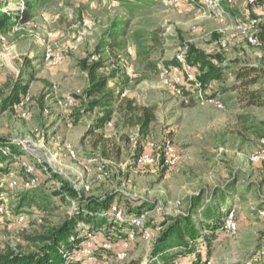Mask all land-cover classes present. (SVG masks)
Masks as SVG:
<instances>
[{
  "label": "rangeland",
  "instance_id": "1",
  "mask_svg": "<svg viewBox=\"0 0 264 264\" xmlns=\"http://www.w3.org/2000/svg\"><path fill=\"white\" fill-rule=\"evenodd\" d=\"M262 6L250 7L248 0H236L228 9V24L237 27L249 17L259 18L255 31L258 37H264ZM123 24H128L121 38L125 48L109 55L103 49L109 32ZM194 27L198 28L197 33ZM220 28L221 24L199 5L167 8L157 0H140L134 4L110 0H46L37 4L28 24L13 26L0 37V106L13 84L22 77L26 59L38 70L22 104L9 112H0V137L13 144L12 149L19 157L41 160L38 176L44 194L40 205L25 214L24 222H17L10 212L0 217V253L34 251L28 237L50 231L73 214L72 205L56 195V181L68 183L85 198L116 195L124 208L130 203H145L147 228L156 233L158 223L165 216L188 211L192 196L211 195L215 188H226L234 181L237 196L234 194L231 203L238 232L220 235L210 262L251 263L264 243L261 215L264 162L251 160L253 155L264 151L261 135L264 106L245 107L240 97L244 88L234 90V87L236 69L253 66L262 80L249 90L260 89L264 94V46L255 48L243 34L236 32L228 48L222 49ZM190 45L209 55L221 56L232 65L228 79L213 83L204 92V100L196 99L195 92L192 95L195 101L185 97L180 86L195 91L188 87L186 74L167 70L165 65L175 59L184 61ZM47 48L59 60L57 65L44 60ZM94 57L105 61V73L112 69L120 71L110 85L118 92H125L126 96L121 94L120 100H132L138 106L154 110L156 121L147 138L140 135L136 117L119 112L121 108L112 125L103 132L106 148L96 142L100 134L89 133L100 116L98 111L84 114L81 123L75 124L74 116L82 113L87 102L85 92L91 85L80 63L87 59L95 61ZM128 67L134 73H128ZM164 76L174 85L179 78L180 84L172 89L165 84ZM68 95L75 96V106L71 109L63 103ZM211 95L224 105L223 109L207 100ZM22 142L27 150L19 145ZM151 143L158 146L170 143L177 152V164L172 168L140 164V156ZM68 147L76 153V159L68 155ZM44 166L58 171L60 177L47 179ZM247 183H255L256 188L239 199L243 184ZM15 193L3 196L9 205L16 203ZM119 248L116 250L120 251ZM151 249L150 243L138 235L125 261H117L112 254L104 263L144 264Z\"/></svg>",
  "mask_w": 264,
  "mask_h": 264
},
{
  "label": "trees",
  "instance_id": "2",
  "mask_svg": "<svg viewBox=\"0 0 264 264\" xmlns=\"http://www.w3.org/2000/svg\"><path fill=\"white\" fill-rule=\"evenodd\" d=\"M46 0H24L22 10L8 11L11 0H0V37L7 34L13 26L26 25L34 17V10L38 3ZM122 4H134L140 0H110ZM264 5V0H258L257 5ZM253 7V6H250ZM128 24L115 26L114 31L109 32V38L103 46L105 51L111 55L116 50L125 48L121 38L125 36ZM264 44V37L259 36ZM84 60L80 63L81 68L88 73L90 87L86 90L85 103L82 113L78 112L74 116L75 124L81 123L84 114H93L98 111L100 116L89 129L90 134H100L97 143H102L106 148V140L103 132L112 123L117 110L127 115L135 116L140 127V135L147 138L150 135L152 125L156 121L154 110L151 107H141L134 101L121 99L122 91L111 88V81L118 78V69L105 73L107 66L102 59L98 61ZM191 67L196 81L202 83L204 90H207L213 83L225 82L228 79V69L231 62L218 55H209L205 51L194 46H189L184 61L175 59L165 63L167 70L173 67H182L183 63ZM33 62L26 59L22 77L17 80L10 90V94L5 102L0 106V112L6 113L14 110L26 99L30 84L35 81L38 70L33 67ZM28 76V79H25ZM236 88H244L240 92L241 102L245 107H263L264 94L262 90H249L251 87L261 83L262 75L253 66H240L235 71ZM187 85L190 89H195V82L186 77ZM185 97L195 101L193 91L180 86ZM124 90V89H122ZM209 99H216L211 95ZM125 108H123V104ZM264 138V132L261 133ZM13 145L5 138L0 137V207H8L11 215L18 217L32 211L44 200V194L40 191L43 183L33 189L13 192L10 190L7 176L12 171H20L26 178L24 171L16 167L14 155H18L12 149ZM11 147L12 153H5L4 148ZM142 151V148L140 149ZM53 178L58 179L59 173L51 171ZM57 182V181H56ZM55 190L56 195L62 196L63 200L72 205L73 214L65 219L60 225L50 231L28 237L35 247L34 251L23 253L7 251L0 253V264H84V259H76L75 253L81 246L89 240L90 235L101 233L99 244L95 250V255L103 261L107 256H115V248L119 242L127 238V234L134 228V219L145 214V203H130L128 207L123 206L120 199L115 195L104 197L85 198L78 190L66 182H60ZM237 182L236 184H238ZM234 181L229 182L226 188L217 187L211 195L206 193L197 194L191 197L189 209L186 213L175 216H165L158 225L162 228L157 231V238L153 243L148 261L146 264H208L210 262L215 245L224 233L225 220L233 209L231 199L237 196ZM239 199L245 198L251 188H256V184H243ZM232 189V191L227 190ZM15 193L16 203H5V194ZM204 196H206L204 198ZM43 198V200H42ZM113 204H117L124 213L123 220L117 221L110 215ZM11 206H14L12 209ZM3 216L0 214V217ZM225 234V233H224ZM108 242L113 245V249L107 250L103 247ZM264 243L260 245L257 252L252 257L250 264H263ZM179 261V262H178Z\"/></svg>",
  "mask_w": 264,
  "mask_h": 264
},
{
  "label": "built area",
  "instance_id": "3",
  "mask_svg": "<svg viewBox=\"0 0 264 264\" xmlns=\"http://www.w3.org/2000/svg\"><path fill=\"white\" fill-rule=\"evenodd\" d=\"M161 2L165 7H181L185 5H199L203 7L207 13L214 18L216 21H218L221 24V28L219 30L221 39L219 41V46L222 49H227L229 46V40L231 37L235 35V33H241L243 34L248 43L258 49L263 48L264 44L257 36L256 28L260 24L259 18H248L246 22L242 23L241 25L237 27H233L232 25L228 24L229 19V7L234 5L236 0H157ZM15 2V3H14ZM258 0H248V6L256 7ZM24 8V0H11L9 6L6 7V10L8 11H18L22 10ZM264 9V5L262 6ZM21 25H17V27H20ZM194 33L198 32V28H193ZM127 50V49H126ZM128 51L131 53V50L128 49ZM44 60L47 62L52 63L53 65H57L59 63V60H56L49 48L46 49L44 53ZM95 61H98V57H94ZM183 61V59H182ZM173 71L176 73H183L186 74L189 80L196 81L195 75L192 72L191 67H189L185 62L183 63L182 67H173ZM128 73L132 74L134 73V69L132 67H128ZM165 78V84L172 89H176L177 86L180 84V79H176L175 85L167 76H164ZM195 93H198L196 99L204 100V87L201 82L196 81L195 82V89H193ZM206 94V93H205ZM195 95V94H194ZM126 94L124 93L122 97H125ZM211 100V102H214L217 108L223 109L224 105L217 99H208ZM64 106L67 108H73L75 106V96L74 95H68L65 97ZM109 125H112L110 123ZM19 145L22 147V149L27 150L25 142L19 143ZM5 153H12L11 147H5L4 148ZM68 155L72 159H76L77 155L73 151L71 147H68ZM14 160H16V167L22 171H24L26 178L21 177L20 171H12L7 176V182L9 185V188L11 191L16 190H29L36 188L40 185L41 181L38 176V164L41 162L40 159H37L36 161L28 160L25 158H21L17 155H14ZM255 163H263L264 162V151H261L259 153H256L253 155L252 159ZM139 162L142 165L145 166H152L157 165L161 168H172L174 167L178 162V156L175 148L170 143H165L161 146L156 145L155 143H151L148 145V150L144 151L142 155L139 158ZM43 172L46 173L47 179H52L53 175L51 174L53 172L58 173V171L51 170L49 167L44 166L42 168ZM107 175V174H106ZM102 177H105L103 175ZM56 185L59 186L60 183L56 182ZM5 194L4 196H6ZM4 199L5 203H8V200ZM8 207L2 206L0 207V214L4 215L8 213ZM110 215L116 219L117 221L123 220V210L117 205L113 204L110 210ZM261 215L264 216V212H261ZM17 222H24L25 221V215H20L16 217ZM134 228L130 230L127 234V238L122 240L121 243V249L120 251H117L115 256L116 260L119 262H123L128 258L129 252L132 249V245L137 241L138 235H141V237L150 243L151 246H153L154 241L157 238V234L155 231L147 228V213L137 217L133 221ZM162 228H159V231ZM238 232V225L235 217V210H232L229 216L225 220L224 225V233L227 235H234ZM101 237V233L98 235H90V238L88 241H86L80 249H78L75 253L76 259H84L85 263L90 264H105L104 260L101 261L96 257L95 250L99 244ZM103 247L107 250L113 249L112 244L104 243ZM179 262V261H178ZM146 264V263H144ZM208 264H211L209 262Z\"/></svg>",
  "mask_w": 264,
  "mask_h": 264
},
{
  "label": "crops",
  "instance_id": "4",
  "mask_svg": "<svg viewBox=\"0 0 264 264\" xmlns=\"http://www.w3.org/2000/svg\"><path fill=\"white\" fill-rule=\"evenodd\" d=\"M159 228H161V227H159ZM157 231H159V229H157ZM119 247H121V243L119 244V246H115V249H114V250L117 251L116 248H119ZM119 249H120V248H119ZM119 249H118V250H119ZM84 264H85V263H84Z\"/></svg>",
  "mask_w": 264,
  "mask_h": 264
}]
</instances>
